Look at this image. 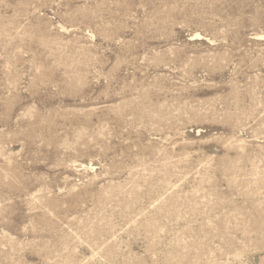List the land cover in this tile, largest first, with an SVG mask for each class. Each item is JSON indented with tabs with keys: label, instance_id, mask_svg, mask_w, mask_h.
Listing matches in <instances>:
<instances>
[{
	"label": "rangeland",
	"instance_id": "obj_1",
	"mask_svg": "<svg viewBox=\"0 0 264 264\" xmlns=\"http://www.w3.org/2000/svg\"><path fill=\"white\" fill-rule=\"evenodd\" d=\"M0 264H264V0H0Z\"/></svg>",
	"mask_w": 264,
	"mask_h": 264
}]
</instances>
